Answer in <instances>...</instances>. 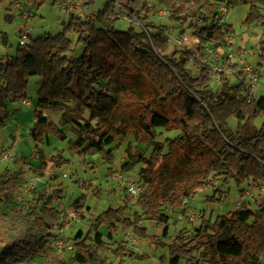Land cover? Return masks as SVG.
<instances>
[{
    "label": "trees",
    "instance_id": "trees-1",
    "mask_svg": "<svg viewBox=\"0 0 264 264\" xmlns=\"http://www.w3.org/2000/svg\"><path fill=\"white\" fill-rule=\"evenodd\" d=\"M81 1L92 10L88 16L71 12L56 35L28 38L13 57L0 60V130L6 127V104L26 100L30 79L39 78L37 121L29 130L37 144H47L50 137L65 142L67 126L77 137L68 150L80 158H94L100 150L117 148L129 138L152 147L148 158L140 151L131 152L130 143L125 150L131 162L124 168L141 164L138 175L145 188L136 201L140 213L126 218L124 209L110 208L88 220L87 234L77 235L74 254L65 260L53 245L54 235L65 229L68 220L55 207L61 192H34L35 198L22 203L18 197L26 173L5 168L0 171V264H109L107 255L117 264L141 263L146 256L116 241L119 232L158 241L143 227L148 222L162 230L161 239L168 240L171 220L165 208L183 212V200L205 188H212L206 201L220 203L217 182L264 184V122L255 125L264 115V97L246 101L242 84L224 76L219 88L212 90L210 69L201 61L207 46L214 50L225 46L217 14L219 2L225 0ZM226 1L228 9L246 5L243 24L264 29V0ZM97 4L100 7L93 9ZM155 8L164 10L178 28L190 31L197 41L195 52L177 45L170 51L162 40L167 28L148 22ZM118 13L129 19L125 30L117 28ZM6 21L10 23V18ZM226 30L233 36L230 25ZM0 37L6 45V34L0 31ZM258 50L257 67L262 68L264 41ZM130 104L124 122L118 110ZM49 114L59 116L58 123ZM230 119L235 120L234 128ZM158 129L174 136L159 141ZM35 159L38 166L21 161L41 178L46 170L41 150H36ZM51 164L55 171L70 162L58 152ZM86 199L82 195L70 206L82 221ZM102 227L106 236L99 231ZM167 252L159 264H264V204L257 210L245 208L235 216L202 221L191 237L181 231Z\"/></svg>",
    "mask_w": 264,
    "mask_h": 264
},
{
    "label": "rangeland",
    "instance_id": "rangeland-1",
    "mask_svg": "<svg viewBox=\"0 0 264 264\" xmlns=\"http://www.w3.org/2000/svg\"><path fill=\"white\" fill-rule=\"evenodd\" d=\"M69 1L73 3V6H76L73 11H70L67 7L61 8L59 5L53 4V0H2L0 4V31L6 34L7 44L3 45L0 37V60L4 62L8 56L13 57L18 47V28L15 24L6 21V17L10 16L8 14L17 12L18 16L22 17L23 12L29 13V20L26 21L25 26L29 31L30 38L34 39L44 34L56 35L62 29L61 22L58 24L57 20L62 19V17L71 12L82 17L87 15L81 0ZM99 7L100 5L97 4L93 9H98ZM160 10L161 8H155L154 12L149 14L152 23L166 27L167 30L164 32L169 33L180 41L181 45H177L178 47L195 52L197 41L190 34V31L175 26L168 16L159 14ZM247 12L248 7L246 5H234L229 9L227 23L231 25L234 31L233 44L235 56L238 58L236 71L244 64L250 65L256 70V75L260 82L254 98H260L264 97V66L262 68L257 67L259 63L258 46L261 41H264V29L259 25L251 27L244 25L243 20ZM117 19V28L127 29L129 24L128 17L123 13H118ZM70 38L75 43L76 38L74 36H70ZM26 42L28 43V39H26ZM174 45L169 43L170 51L175 47ZM240 50H249L251 53L244 58H240L238 56ZM231 81L235 84L237 83L234 78H231ZM40 85L41 80L39 78L33 77L30 79L28 98L26 99L30 103L29 106H22L21 102H8L6 104L8 111L6 127L0 130V171L5 168L13 171L24 170L26 173V184L21 189L18 197V201L22 203L35 198L34 192H43L47 195L56 194L58 191L61 192L62 197L55 207L58 211L65 214L68 220L65 229L54 235V237L59 238L57 240L54 239L56 242H60L61 245L58 246L56 242L53 245L62 258L67 260L74 254V239L77 235L79 233L82 236L87 234L88 220L94 219L110 208L124 209L126 218H132V215L136 212L140 213L136 204L138 197L128 198L124 184L133 181L142 186L144 191L145 187L138 175L141 164L133 168H124L123 166L126 163L131 162L125 150L127 144L130 143L129 149L131 152L133 150L140 151L145 158H148L152 152V147H146L133 138H129L126 143L117 148H113V145H111L100 150L99 154L94 158H80L77 155H72L68 150L69 143L75 142L77 137L67 126L63 127L66 133L65 142L60 143L50 137L47 144H37L35 139L29 135V130L36 118V92ZM210 86L214 91L219 88L217 77L212 78ZM130 107H132L131 104L118 110V118L120 120L127 121L126 116H128L127 112ZM1 116H4V114H1ZM49 119L58 123L59 116L49 114ZM263 122L264 115L255 120V125L260 127ZM87 123L93 125V122ZM229 124L234 128L235 120L230 119ZM157 132L161 133L159 141L174 136L173 134H167L161 129H158ZM38 149L42 151L46 168L41 178L37 174L28 171L27 167L22 164L23 161H21L25 159L31 164L38 166V160L35 159V152ZM58 152L69 160L70 164L54 171L51 169V157ZM216 187L221 190V195L219 194L221 196L220 203H208L206 197L212 195V188H205L200 190L194 198L188 200L184 205L185 210L183 212L179 209H164V212L171 220L168 232L170 239L168 240L161 239L162 230L148 222H144L143 227L146 228L149 235L154 236L155 240L158 241L144 240L131 233L124 234L119 232L116 241L122 242L134 251L146 256V259L141 263L126 262L125 264H159L160 257L167 256V245L170 244L171 239L177 233L182 231L191 237L202 221L214 220L219 215L235 216L238 211L245 208L257 210L264 204V194H259L254 189L251 191L254 195L252 198L245 194L243 190L249 188L248 183H242L237 186L234 181L226 184L217 182ZM82 195L87 196L84 207V221L79 220L70 208L71 204ZM219 195H217V199H219ZM99 231L106 236L105 228L102 227ZM106 259L109 264L118 263L110 255H107Z\"/></svg>",
    "mask_w": 264,
    "mask_h": 264
},
{
    "label": "built area",
    "instance_id": "built-area-1",
    "mask_svg": "<svg viewBox=\"0 0 264 264\" xmlns=\"http://www.w3.org/2000/svg\"><path fill=\"white\" fill-rule=\"evenodd\" d=\"M61 8L67 7L70 11H73L76 6H73V3L69 0L65 1H59L58 4ZM159 14L161 16H165L166 13L164 10H160ZM217 14H218V22L221 28V31L225 37V46L223 49L220 50H214L212 47L207 46L208 48H205L204 57L201 59L202 63L205 64L210 69V73L212 78L217 77L218 82L220 76H224L225 78H234L238 84H242L244 88V99L246 101H250L255 97V91L257 90V86L260 82V79L256 75V70L252 68L250 65H245L239 68L237 71L233 70L229 66H237L238 65V58L235 56V49H234V41L232 35H227L226 25L227 24V17L229 14V9L227 5V1H223L219 4L217 7ZM22 19L24 21V24L26 21L29 20V13L23 12L22 13ZM58 24L61 21V19L57 20ZM61 24V23H60ZM138 26L142 27L139 23H137ZM28 31L24 26H22L20 32H19V40H18V46H25L26 45V39H27ZM162 40L168 43H173L175 45H181L180 41L175 39L173 36H171L167 32L162 33ZM251 52L249 50H240L238 56L240 58H244L246 55L250 54ZM22 106H29L30 103L27 100L21 101ZM43 117H47L45 113L42 114ZM37 121V118L34 119V123ZM125 188L128 198H136L138 197L142 192V186L138 185L137 183L133 181L126 182ZM249 188H246L247 190H243L245 194L250 196L251 198L254 196L252 194V189L259 192V194H264V184H261L260 186H255L253 183H248ZM251 192V193H250ZM188 202V199L183 200V204H186ZM66 227V226H65ZM56 240L59 239L57 237H54ZM53 238V243L56 242V240ZM58 246H60V242H56Z\"/></svg>",
    "mask_w": 264,
    "mask_h": 264
},
{
    "label": "crops",
    "instance_id": "crops-1",
    "mask_svg": "<svg viewBox=\"0 0 264 264\" xmlns=\"http://www.w3.org/2000/svg\"><path fill=\"white\" fill-rule=\"evenodd\" d=\"M218 1H220V0H218ZM36 4V3H35ZM91 11L92 10H87V9H85V13H87V16L91 13ZM8 15H10L9 16V18H10V23L11 24H15L16 26H17V28H18V30H17V32H20V30H21V28H22V26H24V25H26V23L24 24V21H23V19H22V17H19L18 15V13L17 12H12V13H10V14H8ZM33 16H34V14H32ZM67 18H68V15H65L64 17H62V19H61V21L62 22H65L66 20H67ZM62 22H61V24H62ZM148 22H152V19L149 17V20H148ZM228 24V23H227ZM229 25V24H228ZM231 26V25H230ZM26 27V26H25ZM27 31H28V29H27ZM19 34V33H18ZM31 36H30V34H29V31H28V35H27V39L28 38H30ZM33 39V38H32ZM10 57H12V56H8L6 59H8V58H10ZM5 59V60H6ZM36 103V102H35Z\"/></svg>",
    "mask_w": 264,
    "mask_h": 264
}]
</instances>
